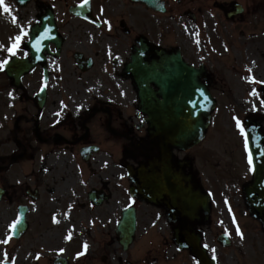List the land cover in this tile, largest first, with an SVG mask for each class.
Masks as SVG:
<instances>
[{"label":"flooded vegetation","instance_id":"1","mask_svg":"<svg viewBox=\"0 0 264 264\" xmlns=\"http://www.w3.org/2000/svg\"><path fill=\"white\" fill-rule=\"evenodd\" d=\"M84 1L33 0L19 7L14 0H5L10 13L0 5L5 13L0 14V63L7 60L0 68L2 151L17 144L29 160L36 154L32 148L39 147L45 161L60 149L80 154L84 148L97 147L105 154L77 155L74 163L81 165L80 173L72 171V164L57 160V167L65 169L62 177L52 178L50 186L42 176H33L32 187L26 185L21 193L14 179L20 162H14L13 151L0 154V187L10 192L11 205L28 206L31 213L32 232L22 244L14 239L10 243L18 244L25 261L20 264H191V252L176 244V231L192 230L205 243L216 236L224 214L229 226L250 225L253 219L243 189L252 179V168L245 150L239 145L229 150L219 133L216 144H210L216 131L197 147L173 149L162 158L161 148L148 141L145 118L138 112V87L127 76V66L137 55L140 79L143 65L163 67L181 56L203 72L200 80L214 95L215 76L194 49L198 36L210 55L221 46L220 27L206 17L207 11L220 10L228 25L226 41L245 46L253 44L255 16H264V0H88L83 14L91 23L69 13L70 7ZM48 12L60 48L50 44L44 61L24 75L16 89L8 64L15 56L31 63V29L40 26ZM22 27L27 35L13 55L7 49ZM165 72L161 68L157 77L162 79ZM39 83L48 85L42 100L33 91ZM108 148H115L117 156ZM148 161L155 169L151 203L132 195L134 184L127 173L128 165L138 167ZM202 195H208L207 204ZM60 209L64 211L56 217ZM126 211L136 217L132 244Z\"/></svg>","mask_w":264,"mask_h":264},{"label":"rangeland","instance_id":"2","mask_svg":"<svg viewBox=\"0 0 264 264\" xmlns=\"http://www.w3.org/2000/svg\"><path fill=\"white\" fill-rule=\"evenodd\" d=\"M217 20L220 22V27H224V24L221 21V18L217 16ZM207 18H209V14L207 13ZM210 19V18H209ZM259 20L258 18H256ZM264 24V20H259ZM224 33V30H223ZM259 42L254 41L253 47H247L245 50V65L243 63L237 62V68H234L232 72L238 73L243 70L245 72V76L247 79V84L243 83L238 78H234L232 81L226 79L225 82L217 83L218 88L221 87V92L226 90L225 96L223 95L219 100L221 102V114L218 122V127L216 128L222 133V140L224 142L232 143L230 138L233 133V123L230 121V115L226 111H231V106L229 103L235 105L239 114H253L254 112L258 115H264V93L260 91V89H264V41L262 44L257 45ZM231 51L233 55L238 52V47H231ZM237 55V54H236ZM249 57L247 58V56ZM242 55H237L238 61H240ZM236 59V61H237ZM234 61L230 60L229 63L232 64ZM244 65V66H243ZM218 68L225 70L226 67H221L219 64L216 65ZM238 81V82H237ZM260 86V87H258ZM237 90L239 99H241L242 104H236L234 101V93ZM254 91L253 94L246 97V91ZM222 93L220 94V96ZM228 100V102L224 103V113H223V102ZM234 106V108H235ZM264 125V123H263ZM216 133L213 135V140L210 143L212 146L216 144ZM209 142V141H208ZM23 181V180H22ZM15 208L4 204L0 207V241H3L8 238V229L12 218L14 216ZM36 221L34 220V223ZM239 246H234L232 249L224 250L222 255L223 264H264V234H261L259 230L252 232L249 236V239L244 244H238ZM9 246V245H8ZM4 249H8L6 243H0V251ZM19 264L21 261V256L19 255Z\"/></svg>","mask_w":264,"mask_h":264},{"label":"snow or ice","instance_id":"3","mask_svg":"<svg viewBox=\"0 0 264 264\" xmlns=\"http://www.w3.org/2000/svg\"><path fill=\"white\" fill-rule=\"evenodd\" d=\"M0 5L3 6V11L5 13H10L11 9L9 8V6L5 3V0H0ZM12 20L13 22L15 23L16 20H17V17L13 16L12 17ZM27 35V31L25 29H23V27L21 28V35H18L16 38H15V42L13 43L12 47L8 48L7 51L9 53H12L13 55L15 54V50L19 47V42L21 41V39ZM44 37L43 36H38L36 37L35 39V43H34V47H36L37 49H39V46H40V43L42 41ZM199 42V41H197ZM7 63V60H5L3 63H0V68L3 67L4 64ZM261 83H264V82H261ZM261 103H264V101H261ZM57 115H59V113H57ZM237 127L240 129L241 131V134L244 135L245 137V148L246 150H248V163L249 165H252L253 164V155H252V151L249 149V142H248V137H247V134L245 133V130H244V127L242 126L241 122L237 119ZM261 154H264V151H262ZM254 170V169H253ZM227 203V201H226ZM229 211L231 212V207L229 206ZM20 223V220L17 219L15 221L12 222V224L9 226L10 229L13 230V232L17 229V225ZM221 223H223V221H221ZM233 223H235V216H233ZM225 233L228 234V235H231V233L228 231V229H225ZM236 234L239 235L241 237V239L244 238V234L243 232L241 231L239 225L237 224L236 225ZM11 239V236H9L7 239L3 240V241H0V243H8L9 240ZM67 239H71V234H69V236L67 237ZM204 247L205 248H208L209 245L207 243L204 244ZM88 248V245L87 243L84 244V249L87 250ZM63 251V250H61ZM212 252H213V259L215 260L216 259V256H215V248L212 249ZM83 253H80V255H82ZM197 264H199V261H197Z\"/></svg>","mask_w":264,"mask_h":264},{"label":"water","instance_id":"4","mask_svg":"<svg viewBox=\"0 0 264 264\" xmlns=\"http://www.w3.org/2000/svg\"><path fill=\"white\" fill-rule=\"evenodd\" d=\"M182 85L184 86V84H182ZM193 102H194V100H192L191 98H183L182 99V108L179 106L180 110L189 109V108L194 107ZM210 105L211 104H210L209 100L205 101V100L201 99V105H199L198 110L191 109L187 112H182L181 114H179V112H177L175 114V117H177V116L180 117L181 126H179L177 123L173 126L175 135L178 134L179 132H181L182 130L193 131L191 128L194 126V124H196L200 120L202 122L205 117L207 118L209 116V110L211 108ZM258 132H259V130H258ZM263 161H264V159H263ZM263 167L264 166H262V168L259 171V174L257 177V182L264 181V168ZM257 182H256V186L254 187V191L261 192L262 195H264V188L262 186L260 187L261 183L257 184ZM260 188H262L263 190H261ZM259 201H260V197L258 196L257 202H259ZM257 202H255V204H258ZM196 254H197V256L202 258V255H199V253H196Z\"/></svg>","mask_w":264,"mask_h":264}]
</instances>
